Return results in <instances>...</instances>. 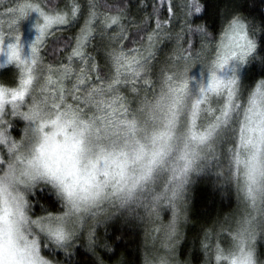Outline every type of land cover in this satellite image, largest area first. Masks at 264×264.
<instances>
[{
    "label": "snow or ice",
    "instance_id": "6c2138e0",
    "mask_svg": "<svg viewBox=\"0 0 264 264\" xmlns=\"http://www.w3.org/2000/svg\"><path fill=\"white\" fill-rule=\"evenodd\" d=\"M129 4L0 7V70L15 69L0 83V264H69L80 246L104 264L97 232L114 221L150 225L143 264H191L179 249L205 176L238 206L205 233L204 264H264V72L245 82L264 28L234 14L214 34L193 19L201 0H152L139 19ZM40 194L58 210L37 213Z\"/></svg>",
    "mask_w": 264,
    "mask_h": 264
},
{
    "label": "trees",
    "instance_id": "16d2710c",
    "mask_svg": "<svg viewBox=\"0 0 264 264\" xmlns=\"http://www.w3.org/2000/svg\"><path fill=\"white\" fill-rule=\"evenodd\" d=\"M12 0H0V3ZM205 6L204 12L194 17L197 24H205L214 34H218L225 19L232 15H239L252 25L264 28V0H201ZM149 7L141 8V0H130L128 14L130 18L139 19L145 12L151 11L152 0H147ZM179 23V21L177 22ZM75 29L66 31L65 36L75 32ZM258 40L264 45V32H258ZM51 59V57H47ZM264 72L259 64L252 65L245 78L246 84L251 85L261 78ZM38 206L41 210H58L51 196L40 194ZM238 206L235 189L217 181L215 176H205L197 179L192 186L189 204V221L183 229V241L179 253L182 260L191 261V264H202L203 258L199 253L205 233H212L219 229L225 219L232 216ZM98 249L104 264H143V255L148 248L146 237L139 226L125 225L115 222L103 227L99 233ZM107 246V249L104 246ZM261 259H264V242L258 245ZM69 264H96V258L80 246L71 257L59 256Z\"/></svg>",
    "mask_w": 264,
    "mask_h": 264
},
{
    "label": "rangeland",
    "instance_id": "374dc122",
    "mask_svg": "<svg viewBox=\"0 0 264 264\" xmlns=\"http://www.w3.org/2000/svg\"><path fill=\"white\" fill-rule=\"evenodd\" d=\"M12 1H6V2H2L0 3V7H7L9 4H11ZM97 45V41H93V44L91 46H89L88 48V51L94 56L96 57V60L101 63V64H104V55H103V52L102 50L96 46ZM160 59H163V56L166 52H170L172 50V46L171 44L169 43H164L163 45L160 46ZM14 72H15V69L12 68L11 66L6 69V70H0V83H3V84H6V85H11L13 83V75H14ZM21 127V124L20 123H17V130L19 131ZM38 210H41L39 208V206L37 205L36 208H35V211L37 213H40ZM112 223H115L112 222ZM110 223V224H112ZM110 224L106 225V226H109ZM136 227L139 226L142 230V233L143 235L146 237L145 240H147V246L148 248H151L152 244H153V240H152V236L150 235V232H151V227L150 225H148L147 223H141L139 221H136L133 223ZM105 226H101L99 229H98V232L97 234L99 233V231ZM210 238L211 239H216V236L213 235V233H208ZM226 246V245H225ZM199 253L201 255V258H203V262L202 264H204V261L207 260V256L206 255H202V250H199Z\"/></svg>",
    "mask_w": 264,
    "mask_h": 264
}]
</instances>
